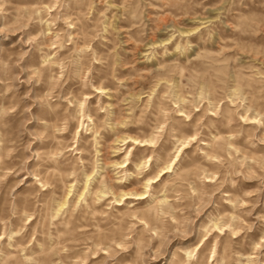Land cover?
<instances>
[{
	"label": "rangeland",
	"instance_id": "1",
	"mask_svg": "<svg viewBox=\"0 0 264 264\" xmlns=\"http://www.w3.org/2000/svg\"><path fill=\"white\" fill-rule=\"evenodd\" d=\"M0 111V264H264V0H0Z\"/></svg>",
	"mask_w": 264,
	"mask_h": 264
},
{
	"label": "bare ground",
	"instance_id": "2",
	"mask_svg": "<svg viewBox=\"0 0 264 264\" xmlns=\"http://www.w3.org/2000/svg\"><path fill=\"white\" fill-rule=\"evenodd\" d=\"M32 6H34V5H32ZM37 6V5H36ZM38 11L40 10L39 9V6H38V9H37ZM54 53V52H53ZM52 57V56H51ZM54 58V57H53ZM49 61L50 60V58L49 57H45L44 58V61ZM51 61V60H50ZM53 63V62H52ZM55 63V62H54ZM57 64V63H56ZM38 68H41V67H38ZM37 69V68H36ZM47 73V72H46ZM52 76V75H51ZM98 88H101V87H98ZM3 111V110H2ZM2 111H0V128L3 126L2 124H3V121H2V117H1V115H2ZM50 112H52L53 114L52 115H57V112L55 111V110H53V109H51L50 108V110H49V114H50V116H51V113ZM51 119V118H50ZM89 119L92 121V119H91V116H89ZM81 123H82V121H81ZM2 125V126H1ZM48 126H50L52 129L53 128H55V126H56V124H48V121H47V123H45L44 124V128L46 129ZM1 131V130H0ZM54 134V133H53ZM122 141H132V144H134V145H136V144H139V145H141V146H144V145H149V146H152V144L154 143V138H148V139H140L139 137H137V136H131V135H127V136H124V137H122V139H121ZM185 140L184 141H181V144L182 145H185ZM219 143H221V142H219V141H215V143H213V144H209L210 145V150H209V153H212V152H215V153H218L219 151L217 150L218 149V146L220 147V146H222V143L221 144H219ZM231 143V142H230ZM218 145V146H217ZM7 148H8V140H6V139H4L3 137H2V132H0V169L3 167L2 166V164H3V157L6 155V151H7ZM130 151V150H129ZM9 152V151H8ZM8 155V154H7ZM52 160H54V161H56V159H52ZM149 160V159H148ZM147 160V161H148ZM58 161H59V157H58V155H57V163H58ZM122 163V161H120V162H116V164H121ZM145 163H147V162H145ZM58 165V164H57ZM139 165V167L141 166V162L140 163H136V166H138ZM166 167H169L168 166V164L165 166V167H162L161 169H160V171H163ZM39 176H40V174H38ZM88 177L87 178H89L90 179V176H91V173L90 174H88L87 175ZM89 179H87V181L89 180ZM149 180V179H148ZM39 182H41L42 183V185L44 186V185H46V184H48V183H50V181H49V179H48V177L47 176H45V175H43V176H41V178H39V180H38ZM99 184H102V188L100 189V191H103L102 189H104V187H103V185H104V181H102V179L99 181ZM147 186H149V183H147L146 184ZM69 186H72V184H70ZM88 187V183L87 184H85V186H84V189H86ZM97 188H99V186H97ZM96 191V190H95ZM82 193V192H81ZM80 193V194H81ZM127 194H129V195H132V194H134V195H136V197L137 198H139V197H141V195H142V193H140V192H135V193H133V192H123V195H127ZM225 195H227V194H225ZM136 198V199H137ZM227 199H228V201H229V203H228V206H234L236 203V199L233 197V196H227ZM68 200H63L62 202H58L57 201V215H58V211L59 210H61L63 207H64V205L66 204V203H68L67 202ZM228 218H229V220H231L230 222V226H231V228H230V231L233 233V234H236L237 233V226L235 225V217H234V215H233V213H229V215H228ZM214 228V229H217V230H220V231H223V227H224V224L219 220V219H217V220H215V221H213V223H212V226H211V228ZM225 229H226V227H225ZM208 230V229H207ZM207 232V231H206ZM207 235V233H205L201 238H202V248H205L206 247V245L208 244V242H209V238L210 237H208V236H206ZM233 237H236V236H233ZM222 239V238H221ZM220 243H222L223 241L221 240V241H219ZM222 248H221V257H223V256H225V255H227V246L226 245H223V246H221ZM186 252H185V254L188 256L187 258H186V260L187 259H189V256H190V254H189V250L188 249H186L185 250ZM216 251V246H214L213 248H212V252L214 253ZM200 252H201V256L199 255V257H197V262L198 263H201L202 262V260H203V249H201L200 250ZM182 262H184V260L183 261H180L179 262V264H182ZM221 262H222V258H221ZM252 263V256H247V259H246V261L244 262H241V264H251Z\"/></svg>",
	"mask_w": 264,
	"mask_h": 264
}]
</instances>
